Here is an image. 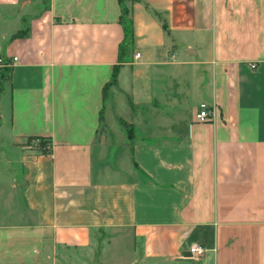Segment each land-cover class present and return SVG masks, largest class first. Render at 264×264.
Segmentation results:
<instances>
[{"label":"crops","instance_id":"1","mask_svg":"<svg viewBox=\"0 0 264 264\" xmlns=\"http://www.w3.org/2000/svg\"><path fill=\"white\" fill-rule=\"evenodd\" d=\"M0 53V264H264V0H0Z\"/></svg>","mask_w":264,"mask_h":264},{"label":"built area","instance_id":"2","mask_svg":"<svg viewBox=\"0 0 264 264\" xmlns=\"http://www.w3.org/2000/svg\"><path fill=\"white\" fill-rule=\"evenodd\" d=\"M137 56H140V53L136 54ZM17 60L16 57H14V61ZM4 65H12L11 61H8L1 53H0V66H4ZM252 67H255V64L251 65ZM214 115V107L206 101L201 102L198 105V110L196 113V120L200 121V122H205V121H209L213 118ZM34 141L36 142H40L41 139L40 137H36L34 139ZM191 252L193 254H197V255H201L204 253L205 248L201 245H194L191 247Z\"/></svg>","mask_w":264,"mask_h":264},{"label":"trees","instance_id":"3","mask_svg":"<svg viewBox=\"0 0 264 264\" xmlns=\"http://www.w3.org/2000/svg\"><path fill=\"white\" fill-rule=\"evenodd\" d=\"M122 1V0H121ZM127 8H125V12H127ZM122 19H123V21H125L124 20V15H123V17H122ZM126 22V21H125ZM126 29H127V33H130L131 31H132V29H131V20L130 21H128L127 23H126ZM126 43H128V42H126ZM126 46V44L125 45H123L122 46V48H121V52H122V50H124L125 47ZM116 78V72H115V74H114V79ZM41 139V141H40V145L41 146H45L46 145V141L45 140H43L42 138H40Z\"/></svg>","mask_w":264,"mask_h":264},{"label":"rangeland","instance_id":"4","mask_svg":"<svg viewBox=\"0 0 264 264\" xmlns=\"http://www.w3.org/2000/svg\"><path fill=\"white\" fill-rule=\"evenodd\" d=\"M5 106V105H4ZM96 263V262H95Z\"/></svg>","mask_w":264,"mask_h":264}]
</instances>
